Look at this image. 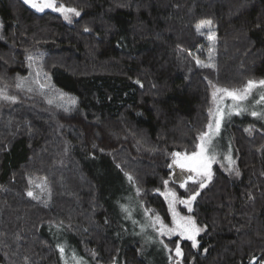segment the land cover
Segmentation results:
<instances>
[{
	"label": "trees",
	"instance_id": "trees-1",
	"mask_svg": "<svg viewBox=\"0 0 264 264\" xmlns=\"http://www.w3.org/2000/svg\"><path fill=\"white\" fill-rule=\"evenodd\" d=\"M57 2L81 15L70 23L23 0H0V89L16 97L0 98V264H74L73 252L94 264H155L116 202L137 195L171 222L159 189L173 153L193 151L206 130L209 81L264 79V0ZM207 20L214 45L208 32H196ZM29 55L42 57L33 66L43 67L52 88L36 87ZM18 78L33 91L18 89ZM248 120L233 117L223 129L239 177L215 165L205 188L185 189L172 176L180 198L200 192L191 213L204 228L196 248L164 239L172 248L179 242L181 264L264 262V126ZM45 177L50 197L36 187ZM54 230L77 251L57 242ZM57 245L68 247L64 256Z\"/></svg>",
	"mask_w": 264,
	"mask_h": 264
},
{
	"label": "snow or ice",
	"instance_id": "snow-or-ice-1",
	"mask_svg": "<svg viewBox=\"0 0 264 264\" xmlns=\"http://www.w3.org/2000/svg\"><path fill=\"white\" fill-rule=\"evenodd\" d=\"M24 4L28 5L32 9H34L36 12L43 13L46 9H49L53 12L60 13L64 20L71 23L72 17L76 16L79 17L81 15V12L78 11L74 7H66L63 4H60L57 6V0H23ZM212 22L210 20L207 21H201L200 24L196 25V32L199 35H204L205 33L202 31L204 28L211 27ZM0 27H2V24H0ZM85 31H88L87 28H85ZM207 39L212 42V45L215 44L216 41V33L209 31L207 35ZM212 52H214V47L209 48V61L212 60ZM38 59L34 56L29 55L27 57V60L29 61V68H32L33 63H35ZM196 63L203 68H210L215 69L216 65L214 63H205L201 61L199 58H196ZM32 75V73H30ZM45 80L49 79L47 76V73H44ZM35 76V85L36 87L43 91L45 89H49L51 87L50 84L42 83L40 80L41 71L36 70L34 73ZM139 83V81H138ZM209 85L213 88V91L211 93L213 104L215 105V108L210 107L208 109V116L209 120L206 125V131H201L198 136V143L196 144L197 151H193L190 155L185 153L181 154L179 152L173 153V163L169 165L170 168L177 167L179 169V172L176 173V179L180 180V187L186 188L189 181H192V183L197 184L199 189H203L207 186V183L212 180L213 172H212V165L214 163H217V153L215 151L214 146V140L219 136L220 129L222 126V122L225 118V111L224 108L220 104H216L218 93H222L223 96L220 97L221 100H223L224 97L230 98L234 105L232 109L227 113V115L230 117L233 112L235 114L239 115L243 112L248 111L247 108L242 107L243 102L247 101L249 96L252 95L254 89H261L264 90V79L261 80H253L249 79L247 80L246 84L242 88H225V87H218L217 85L212 84V81H209ZM18 89L24 90L26 89L28 92L33 91V87L29 86L27 83V78H18V82L15 85ZM63 94H61L62 98ZM0 98L10 100L15 102L16 97L14 96H8L5 89H0ZM52 101L50 100L49 103ZM76 101L73 99L71 101V104H75ZM257 104L264 103V94L260 95L259 99L256 100ZM251 116L257 117L258 119L264 120V112H257V111H251ZM246 132L249 133V135L252 134V126L250 125L248 128L245 129ZM224 159L227 161V167H225V171H228L230 174L235 173L236 176L240 175V172L237 168H235V159L232 156L231 148L229 146V150L227 153L224 154ZM224 167V165H221ZM128 175V174H126ZM129 181L133 180V177L131 175H128ZM29 183H34L31 179H29ZM164 185L167 186L168 181L165 180ZM37 188L40 189L41 193L47 192L50 197V190L47 188V178L45 177L44 180L36 185ZM137 192H139V189H137ZM200 192L196 191L190 196H188L187 199H182L177 196V193L172 190H168L164 193L165 198L168 200V207L169 210L172 213V221L174 224L173 228H168L167 225H164L161 221L159 216H155L152 219V226L157 227V231L160 232L161 235H178L182 239H186L191 241V246L193 248L198 247V240L197 236L204 231V228L197 225V222L193 216H181L179 212L176 211V205H184L188 212L192 211V205L193 202L196 200L197 196H199ZM27 195L31 197L34 200H40L41 195L35 193L32 190H29L27 192ZM47 203V201H45ZM124 211L127 212L128 209L124 207ZM59 252L61 256L65 255L66 249L64 245H57ZM165 248H167V245H164ZM175 255L177 257L182 256V250L179 246V244L176 245L175 248ZM74 264H85L83 261V258H77L75 252L72 253ZM255 259V258H254ZM67 264V261L65 262ZM179 264V262H178ZM264 264V262H262Z\"/></svg>",
	"mask_w": 264,
	"mask_h": 264
},
{
	"label": "rangeland",
	"instance_id": "rangeland-1",
	"mask_svg": "<svg viewBox=\"0 0 264 264\" xmlns=\"http://www.w3.org/2000/svg\"><path fill=\"white\" fill-rule=\"evenodd\" d=\"M60 4H63L66 7H72V6H68V5L64 4V3H58L57 2V6H59ZM47 10H49V9H46L45 11H47ZM77 10L80 11L79 9H77ZM76 18H78V17L73 16L71 22H73ZM0 24H2V27H0V36H2L3 32H4V20H3V17L1 15V13H0ZM208 29L209 28H204L202 30L204 32L205 31L209 32ZM36 70H40L41 71L40 80L43 83V81L45 80L43 74L46 73V72L44 71V69H43V67L41 65L34 64L33 70H31V72H30V73H32L31 76L34 77V78H35L34 73H35ZM253 80H256V79H253ZM246 82L243 83L242 85H239V86H237V85H231V86L229 85V86H227V85H224L222 83L214 82V81H212V84L217 85L218 87H225V88L233 89V88H242L246 84ZM51 88H52V86H51ZM53 91H54L53 89H50V92H53ZM212 91H213V88L211 87V93H212ZM262 94H264V90L254 89L252 95L249 96L248 100L243 102V104H242V107L247 108L248 111L243 112V113H241L239 115H237V114H235V112H233V114L229 117L227 115V113L232 109V107L234 105V102L228 97H224L223 100H221L220 97L223 96V94L222 93H218L216 104H220L224 108L225 118H224V120L222 122V126H221V129H220L219 136L213 142L214 146H215V151L218 154L217 155V163H214L212 165L213 175H214V166L215 165H219L225 171V167H227V161L224 159V154L227 153V151L229 150V146L231 148L232 156H233V158L236 161L235 168H237L239 170L240 175H241V170H240V168L238 166L237 157L232 152L233 151L232 147H231L230 144H228V140L223 134V129L225 127L226 121H229L231 118L236 117V116L239 117V118H242V119L247 117L249 119L247 121L248 124H252V125L257 124L259 126H264V120L258 119L257 117H253V116L250 115L251 111L264 112V103H260V104L256 103V100H258L260 95H262ZM55 95H57V93H55ZM211 107L215 108V105L213 104V100H212V95H211ZM252 129L254 130L255 128L252 127ZM193 151H197V148L195 147V149ZM193 151H184L183 150V151H181L179 153H181L182 155L185 154V153L190 155ZM221 165H224V167H222ZM178 172H179V169L174 166V167L171 168V176L162 179V185H161L162 188L159 189V192L162 193L164 197H165L164 193L166 191L172 190V191H175L177 193V196L180 198V195L178 193V188H177L176 184L173 183V179H172V176H174L175 181L180 185V180L176 179V173H178ZM225 172H227L232 177H236L237 178V177L240 176V175L236 176L234 172L231 173V174L228 171H225ZM165 180L168 181L167 186H165L164 183H163ZM210 182H208L207 185ZM192 185H194V186L196 185L198 187L197 184H194V183H192V181H189L188 184H187V187L185 189L189 188ZM198 189H199V187H198ZM187 198H182V199H187ZM167 203H168V200H167ZM116 207L119 209L121 214L128 221V224L130 225V228H131L129 232L131 234H133L134 237H136V239L141 241L144 250L148 253L149 257L153 260V262L155 264H178V262H179V264H181L180 257H177L175 255V248H176V245L179 242L175 244L174 248H172L171 245H168L164 241V239L167 240L168 238H172V237H175V236H178V235H173V236L161 235L160 232H158L156 230L157 227H153L152 226V222H150V219L152 221V219L155 216H159V215L150 214L151 210L147 209L143 205V203L141 202V200L139 199V197L137 195H134L132 197H130L129 195H127V196L126 195H124V196L122 195V198H120L116 202ZM124 207H126L128 209L127 212L124 211ZM192 208H193V205H192ZM176 211L179 212V214L181 216H189L190 215V216L194 217V215L191 212H188L187 208L184 205L177 204L176 205ZM147 214L150 216V219L148 218ZM170 217H171V222L170 223L165 222L161 217H160V219H161V221L163 222L164 225H167L168 228H173L174 224H173V221H172V213H171V211H170ZM197 225L200 226L198 224V222H197ZM200 227H202V226H200ZM155 232H156V234H155ZM51 233H52V236L57 240V242H64L71 249L77 251L76 250L77 246H76V244L74 243V241H73V239L71 237H65V236L61 235L57 230L51 231ZM159 236H160V238H159ZM164 244L167 245L166 251L164 249ZM67 248H65V249H67ZM75 254H77V253H75ZM76 257L77 258H83V261L85 262V264H94V262L91 261L89 258L82 257L79 254H77ZM69 260H70V263H71L72 260H73L71 256H70Z\"/></svg>",
	"mask_w": 264,
	"mask_h": 264
}]
</instances>
